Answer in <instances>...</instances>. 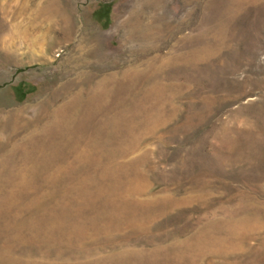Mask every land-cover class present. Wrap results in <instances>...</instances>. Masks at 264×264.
Listing matches in <instances>:
<instances>
[{
	"label": "rangeland",
	"instance_id": "1",
	"mask_svg": "<svg viewBox=\"0 0 264 264\" xmlns=\"http://www.w3.org/2000/svg\"><path fill=\"white\" fill-rule=\"evenodd\" d=\"M0 264H264V0H0Z\"/></svg>",
	"mask_w": 264,
	"mask_h": 264
}]
</instances>
